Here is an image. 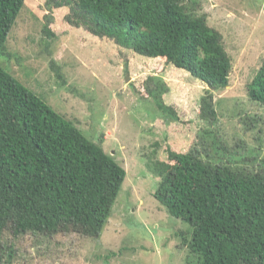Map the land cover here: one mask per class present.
Instances as JSON below:
<instances>
[{"label": "trees", "instance_id": "trees-1", "mask_svg": "<svg viewBox=\"0 0 264 264\" xmlns=\"http://www.w3.org/2000/svg\"><path fill=\"white\" fill-rule=\"evenodd\" d=\"M55 1V8L69 7L65 19L72 26L186 70L210 88L200 105L208 126L200 147L170 150L167 161L149 163L159 178L155 196L189 225L186 264H264V159L255 168L226 160L228 147L218 146L212 129L218 119L214 92L229 86L233 68L222 33L185 0ZM24 6L25 0H0V54L7 53ZM44 30L53 34L48 25ZM145 88L162 112L177 115L164 103L167 87L155 76ZM247 91L264 105V60ZM127 175L114 154L0 64V264H10L14 251L6 232L100 239Z\"/></svg>", "mask_w": 264, "mask_h": 264}, {"label": "rangeland", "instance_id": "rangeland-1", "mask_svg": "<svg viewBox=\"0 0 264 264\" xmlns=\"http://www.w3.org/2000/svg\"><path fill=\"white\" fill-rule=\"evenodd\" d=\"M55 2L25 0L0 64L114 154L128 175L100 239L6 232L14 249L10 264H186L189 225L156 199L159 178L149 163L167 161L170 150L200 147L208 128L200 105L210 88L186 70L72 26L65 19L69 7L55 8ZM184 2L222 33L233 62L229 86L214 92L212 129L218 146L229 151L220 155L255 168L264 159V105L249 97L247 85L264 60V0ZM152 75L167 87L164 103L177 115L162 112L147 95Z\"/></svg>", "mask_w": 264, "mask_h": 264}]
</instances>
